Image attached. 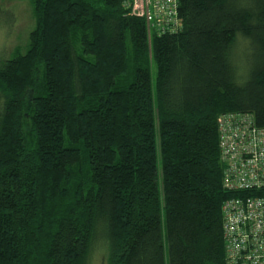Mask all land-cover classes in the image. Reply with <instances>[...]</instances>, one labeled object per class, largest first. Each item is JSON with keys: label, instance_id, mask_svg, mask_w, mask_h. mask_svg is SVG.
I'll list each match as a JSON object with an SVG mask.
<instances>
[{"label": "trees", "instance_id": "obj_1", "mask_svg": "<svg viewBox=\"0 0 264 264\" xmlns=\"http://www.w3.org/2000/svg\"><path fill=\"white\" fill-rule=\"evenodd\" d=\"M0 64V264H225L218 118L264 128V0H30ZM154 68V77L152 75Z\"/></svg>", "mask_w": 264, "mask_h": 264}, {"label": "built area", "instance_id": "obj_2", "mask_svg": "<svg viewBox=\"0 0 264 264\" xmlns=\"http://www.w3.org/2000/svg\"><path fill=\"white\" fill-rule=\"evenodd\" d=\"M151 35L176 33L178 0H128ZM222 188L235 194L221 205L225 264H264V128L244 112L218 118Z\"/></svg>", "mask_w": 264, "mask_h": 264}, {"label": "rangeland", "instance_id": "obj_3", "mask_svg": "<svg viewBox=\"0 0 264 264\" xmlns=\"http://www.w3.org/2000/svg\"><path fill=\"white\" fill-rule=\"evenodd\" d=\"M35 25L30 0H0V64L24 51L28 34ZM153 77H154V68ZM87 264H107L106 244L97 235L91 243Z\"/></svg>", "mask_w": 264, "mask_h": 264}]
</instances>
